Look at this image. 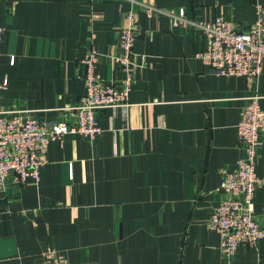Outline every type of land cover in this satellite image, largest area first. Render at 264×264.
Wrapping results in <instances>:
<instances>
[{"label":"crops","instance_id":"1","mask_svg":"<svg viewBox=\"0 0 264 264\" xmlns=\"http://www.w3.org/2000/svg\"><path fill=\"white\" fill-rule=\"evenodd\" d=\"M185 8L204 21L230 18L242 30L264 0H138ZM131 5L123 0L0 1V110L39 120L68 118L63 107L84 92L81 63L91 47L105 82L125 75L112 56ZM129 105L96 113L94 140L65 135L49 144L40 179L0 193V264H44L48 252L70 264H264V240L232 258L209 219L224 198L222 171L243 156L237 123L246 98L264 111L258 77L219 76L196 54L201 33L175 27L138 6ZM264 180V138L256 158ZM254 209L264 226V183Z\"/></svg>","mask_w":264,"mask_h":264},{"label":"built area","instance_id":"2","mask_svg":"<svg viewBox=\"0 0 264 264\" xmlns=\"http://www.w3.org/2000/svg\"><path fill=\"white\" fill-rule=\"evenodd\" d=\"M8 13L18 0H0ZM131 5L125 14V27L119 29L118 50L112 56L125 77L119 83L105 82L98 73L101 55L91 47L81 60L84 92L72 104L63 107L68 118L39 120L25 109L0 110V193L8 181L17 188L29 179L38 182L41 168L51 142L65 135H80L94 140L101 132L96 113L108 108L129 105L132 85L130 74L134 64L136 16L133 7L141 6L147 13L158 14L170 20L175 27L191 33H201L206 47L196 54L209 60L211 72L226 77L254 79L263 69L264 61V6L254 3L256 20L248 30H242L230 18L217 17L204 21L188 15L185 8L162 9L138 0H123ZM6 29L0 24V44ZM1 61V56H0ZM6 82L0 83V89ZM258 94L246 98L237 123V145L243 151L234 168L222 171L221 190L224 198L209 219L210 228L220 237V249L232 258L241 246L256 247L264 240V226L256 219L255 191L264 180L256 173V158L263 145L264 111ZM44 264H70L64 255L48 252Z\"/></svg>","mask_w":264,"mask_h":264}]
</instances>
